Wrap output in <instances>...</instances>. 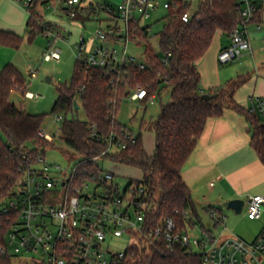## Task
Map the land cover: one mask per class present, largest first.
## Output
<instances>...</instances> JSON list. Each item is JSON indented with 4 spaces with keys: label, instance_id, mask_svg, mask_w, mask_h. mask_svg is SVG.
Listing matches in <instances>:
<instances>
[{
    "label": "trees",
    "instance_id": "1",
    "mask_svg": "<svg viewBox=\"0 0 264 264\" xmlns=\"http://www.w3.org/2000/svg\"><path fill=\"white\" fill-rule=\"evenodd\" d=\"M191 2L168 0L164 26L156 34L161 56L156 55L148 44L150 26L140 28L132 23L130 36L139 37L136 43H143L144 47L140 60L143 69L128 62L117 71L92 68L77 59L70 85L57 87L51 114L62 117L59 140L78 157L74 164L77 177H84V172L99 176L101 169L94 162L96 157L100 162L137 169L141 173L137 182L147 189L154 222L169 218L181 232L188 233V228L198 227L203 235L212 237L214 234L203 226L190 189L182 179V168L207 121L220 116L225 109H232L245 117L251 133L250 146L264 164V120L258 112L242 108L233 99L247 76L228 80L206 93L200 88L197 61L217 33L231 38L242 20L239 4L236 0H196L191 9ZM27 10V32L28 39H31L36 30L40 31V24L34 7ZM116 10L117 7L105 3L89 4L71 20L84 24L93 18L98 19L100 13H105L108 21L115 20ZM187 12L190 13L189 19L183 21L182 15ZM261 13V0H256V11L250 23L259 22ZM21 42L22 37L0 30V44L18 48ZM24 88L22 76L13 65L7 64L0 70V198L11 191L27 159H34L54 146V141L47 142L37 135L43 127L45 115L27 113L10 103V93ZM137 88L147 92L140 104H146L151 95L160 97L164 91L169 94L168 102L160 104L159 115L152 125V155L146 154L141 134L133 135L115 118L120 102ZM203 94H215L216 97L207 101L202 98ZM74 101L83 110L84 121L74 117L77 111ZM128 137H133L134 143ZM110 138L116 146L125 145V148L108 151ZM203 212L211 220L213 229L222 225L224 217L218 208H204ZM5 224L6 217L0 214V245L4 242ZM0 264L12 263L9 257L0 253ZM124 264L202 263L199 254L192 253L187 247L173 244L167 248L162 241H157L146 247H132Z\"/></svg>",
    "mask_w": 264,
    "mask_h": 264
},
{
    "label": "built area",
    "instance_id": "2",
    "mask_svg": "<svg viewBox=\"0 0 264 264\" xmlns=\"http://www.w3.org/2000/svg\"><path fill=\"white\" fill-rule=\"evenodd\" d=\"M18 1L26 9L51 2ZM236 1L242 20L233 31L229 45L217 55L221 65L251 51L246 28L256 11V0ZM55 2L64 5L63 10L70 19L81 8L87 7L80 0ZM157 5L158 0H123L117 6L116 19L109 20L105 28L95 30L92 51H87L83 39L75 45L77 59L92 68L117 71L124 62H128L143 69L144 65L135 62L127 53L129 43L137 40L134 34L130 36L131 26L135 23L141 28L140 20H148ZM162 7L166 9L168 1ZM189 16V12L184 13L182 20L187 21ZM256 28L260 27L257 25ZM40 31L46 37L54 35L52 26L44 21L40 24ZM57 38L55 34L48 50L43 53L44 60H60L61 51L53 47ZM26 95L32 97L31 93ZM146 97V90L137 88L128 99L139 102ZM154 98L149 96L147 102ZM252 101L253 107L248 110L258 112L264 120V100L254 97ZM54 116L55 123L62 120L61 115ZM37 135L47 142L54 141L43 127ZM128 138L134 143L133 137ZM124 148L125 145L116 146L111 138L108 140V151ZM94 162L101 169L99 176L84 172V177H77L73 166L67 178H62L61 167L47 164L42 155L27 159L11 191L0 198V214L6 217L0 253L9 258L13 255L27 259L32 264H124L132 247H146L162 241L167 248L173 244L187 247L192 253L199 254L202 264H264V228L252 242L220 234L190 238L188 233L179 231L169 218L154 222L147 189L137 182L139 180L121 185L115 181L111 171L100 167L99 157ZM245 215L248 220L260 219L264 215V196L249 197ZM123 236L128 237V246L122 251L111 248L110 241ZM194 247L199 251L194 252Z\"/></svg>",
    "mask_w": 264,
    "mask_h": 264
},
{
    "label": "rangeland",
    "instance_id": "3",
    "mask_svg": "<svg viewBox=\"0 0 264 264\" xmlns=\"http://www.w3.org/2000/svg\"><path fill=\"white\" fill-rule=\"evenodd\" d=\"M122 1L123 0H83L82 2L86 5L89 3H105L116 8ZM167 1L168 0H158L159 5H157L150 18L148 20L141 19L139 22L141 27L150 26L148 44L158 56H161L162 53L158 46L156 34L159 33L164 26L163 17L166 13V9L162 7V4ZM52 4H38L34 9V13L39 24L44 21L52 26L54 35L46 37L41 31L36 30L33 37L28 39L27 32L26 35L22 37V42L18 48L0 44V56L3 58H10L6 65H13L20 72L25 84L23 91L13 90L10 93V103L27 113L45 115L43 128L54 138V144L52 143L54 146L45 150L42 156L47 164L60 166L62 169L60 177L67 178L74 164L77 162L78 157L73 155V153L59 140L62 120L59 123L53 121L55 116L51 114V108L57 98L58 85H70L73 68L78 58L75 45L83 39L86 43L87 51H92L94 48L93 34L95 30L98 27L105 28L108 20H106L105 13H100L98 19L93 18V20L82 24L68 17L65 10H63L64 5L62 3L55 2V5ZM195 5L196 0H192L191 9L194 8ZM55 34L58 38L53 44V47L61 51V58L59 61H46L43 58V53L48 50ZM138 41L139 37H137L135 42L129 43L127 48L128 55L133 57L135 62H140L144 51L143 43L137 44L136 42ZM116 48L119 50L120 46L117 45ZM261 57H264V47H262V53L261 56L258 57V60ZM232 65L233 63H228L224 66H220V69H226ZM2 68L3 67L0 66V70ZM27 92L31 93L32 97H28L26 95ZM168 100L169 94L167 91H164L160 97H155L152 102L148 101L146 104L144 102L142 103L143 105L137 101H131L126 98L120 102L117 109L115 115L117 122L125 126L133 135L137 136L141 134L142 145L147 155H152L154 150L153 122L159 115L160 104H165ZM68 117H71V115H68ZM74 117L80 121L85 120V114L82 109H78L76 113H74ZM100 167L111 171L114 174L115 181L121 185H125L132 180L141 179L140 171L131 167L111 164L109 162L104 163L103 161L100 162ZM217 208L224 217L222 225L217 229H213L208 216L199 208H196L202 224L206 229L211 230L214 235H218L225 227V232L229 234L233 232L237 233V230H241L244 233L242 236L243 239L247 241H251L254 238L255 231L252 229L251 220L246 218L245 211L236 214L233 210L226 208V206ZM262 217H264V215H262ZM187 232L190 238L200 239L203 235L198 227L188 228ZM128 242V237L123 236L121 238L112 239L110 241V246L113 249L122 251L128 246ZM193 251L198 252L199 249L194 247ZM10 260L12 264H32L27 259H18L13 255H11Z\"/></svg>",
    "mask_w": 264,
    "mask_h": 264
},
{
    "label": "crops",
    "instance_id": "4",
    "mask_svg": "<svg viewBox=\"0 0 264 264\" xmlns=\"http://www.w3.org/2000/svg\"><path fill=\"white\" fill-rule=\"evenodd\" d=\"M49 1L54 5L55 0ZM261 6L259 22H251L246 28L250 52H244L239 59L230 62L233 63L231 67L220 69V66L226 64L221 65L217 55L229 45L230 39L217 33L208 50L197 61L203 93L238 76H247L246 82L234 93V101L242 108L250 109L254 97L264 100V57L258 60L264 47V0H261ZM28 18V10L18 0H0V30L24 37L28 31ZM9 59L0 56V66L4 67ZM250 136L245 117L232 109H225L220 116L207 121L181 172L195 208L203 212L204 208L226 206L228 201L239 199L244 201L242 212L246 211L249 197L264 196V164L250 146ZM251 226L255 231L251 241L243 239L244 233L241 230L231 235L225 232L224 227L219 234L252 242L264 228V217L251 220Z\"/></svg>",
    "mask_w": 264,
    "mask_h": 264
},
{
    "label": "water",
    "instance_id": "5",
    "mask_svg": "<svg viewBox=\"0 0 264 264\" xmlns=\"http://www.w3.org/2000/svg\"><path fill=\"white\" fill-rule=\"evenodd\" d=\"M216 97V95H209V94H203L202 98L204 100H212ZM74 103V108L75 109H79V106L77 105L76 101L73 102ZM244 201L239 200V199H234V200H230L226 203V208L233 210L236 214H239L242 210Z\"/></svg>",
    "mask_w": 264,
    "mask_h": 264
}]
</instances>
